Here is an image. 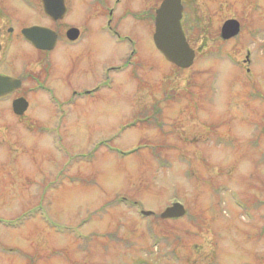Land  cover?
Wrapping results in <instances>:
<instances>
[{
  "label": "rangeland",
  "instance_id": "374dc122",
  "mask_svg": "<svg viewBox=\"0 0 264 264\" xmlns=\"http://www.w3.org/2000/svg\"><path fill=\"white\" fill-rule=\"evenodd\" d=\"M160 2L122 0L130 46L91 34L93 69L70 73L61 57L46 81L64 99L101 66L111 87L96 99L57 115L46 92H28L20 117L0 99V264H264V0H182L187 69L154 46ZM227 19L241 30L222 40ZM132 49L134 66L106 70ZM140 143L153 146L129 154ZM174 201L187 215L161 218Z\"/></svg>",
  "mask_w": 264,
  "mask_h": 264
},
{
  "label": "flooded vegetation",
  "instance_id": "af4514ba",
  "mask_svg": "<svg viewBox=\"0 0 264 264\" xmlns=\"http://www.w3.org/2000/svg\"><path fill=\"white\" fill-rule=\"evenodd\" d=\"M52 1L54 4L55 0ZM121 3L122 0H90V2L87 0H63L62 17L53 18L46 14L41 0H0V75L20 81L19 88L11 93L0 95V99H9L12 103L16 98H24L28 102V109L31 106L27 96L28 92H46L48 96L44 97L53 106L57 115L64 110V107L76 105V102L88 98L96 99L104 90L101 66L95 67V70L98 71L96 82L88 86L81 85L78 88H71L64 99L63 96L66 93L58 94V87L48 85L46 81L53 76V83H56V71L59 70L61 57L64 58L65 68H68L70 73L77 69V73H79L81 69H87V67L93 69L96 64L88 62L86 65V60L92 52L89 39L91 34L102 37L106 32L112 39L125 44V38H127L128 46H130L131 37L122 35L119 25L126 19L125 10H122L121 15L117 10ZM13 7L17 8V16L12 11ZM127 15L130 19L135 17L132 7L128 10ZM145 15V20L151 19L149 14L145 13ZM96 20L98 23L95 29H92V24ZM140 20L144 21V18H140ZM32 27H35L36 33L31 35V39L36 42V45L32 44L24 33L26 29ZM71 30L76 32H71ZM73 33L75 35H72ZM15 44H19L16 53L12 51ZM130 54L131 56L120 64L109 65L107 71H117L123 66H134L135 51H131ZM12 55L15 59L11 61L9 59ZM6 66L11 69V72L3 71V67ZM69 112L70 109L67 113Z\"/></svg>",
  "mask_w": 264,
  "mask_h": 264
},
{
  "label": "water",
  "instance_id": "95a60500",
  "mask_svg": "<svg viewBox=\"0 0 264 264\" xmlns=\"http://www.w3.org/2000/svg\"><path fill=\"white\" fill-rule=\"evenodd\" d=\"M46 14L53 18L62 17L64 6L63 0H41ZM183 6L181 0H162L156 9L154 20L153 42L159 52L171 63L179 68H188L194 60V50L189 46L181 28L180 19ZM35 27L24 31L25 36L33 44L36 42L31 39L36 31ZM240 31V24L236 19H227L223 22L220 29V37L223 40L236 36ZM71 32H76L71 30ZM72 35H75L74 33ZM20 87V81L8 76L0 75V95L12 92ZM27 108V102L23 98L15 99L12 102L13 112L17 115L23 114ZM151 212L143 211L149 215ZM185 214L183 205L178 202L166 207L160 214L163 219L177 218Z\"/></svg>",
  "mask_w": 264,
  "mask_h": 264
},
{
  "label": "trees",
  "instance_id": "16d2710c",
  "mask_svg": "<svg viewBox=\"0 0 264 264\" xmlns=\"http://www.w3.org/2000/svg\"><path fill=\"white\" fill-rule=\"evenodd\" d=\"M144 116H148V115H144ZM150 119H148V122H149ZM254 203V202H253ZM263 203H264V200H263Z\"/></svg>",
  "mask_w": 264,
  "mask_h": 264
},
{
  "label": "bare ground",
  "instance_id": "6f19581e",
  "mask_svg": "<svg viewBox=\"0 0 264 264\" xmlns=\"http://www.w3.org/2000/svg\"><path fill=\"white\" fill-rule=\"evenodd\" d=\"M137 125V124H136Z\"/></svg>",
  "mask_w": 264,
  "mask_h": 264
}]
</instances>
